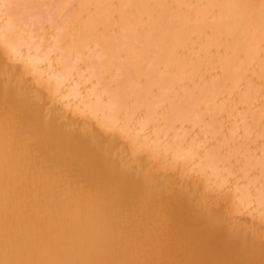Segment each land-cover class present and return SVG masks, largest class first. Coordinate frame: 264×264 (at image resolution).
Here are the masks:
<instances>
[{
	"label": "bare ground",
	"instance_id": "obj_1",
	"mask_svg": "<svg viewBox=\"0 0 264 264\" xmlns=\"http://www.w3.org/2000/svg\"><path fill=\"white\" fill-rule=\"evenodd\" d=\"M79 1L62 25L65 52L82 54L97 41L103 63H115L111 71L97 68L88 95L59 91L61 79L53 73L46 79L13 60L19 51L0 46V264H264V174L260 195H253L261 198L245 204L256 188L253 178L247 182L240 173L218 186L222 172H210L214 164L203 173L200 165L180 163L182 157L179 165L169 162V153H156L153 136L147 142L131 130L142 119L127 113L136 110L129 105L135 99L148 114L167 110L168 125L193 104L206 112L213 105L211 117L194 113L201 122L218 121L222 104L239 99L230 89L243 85V92L261 98L259 117L264 0ZM3 25L0 40L7 42ZM188 136L194 152L201 139ZM231 140L209 151L223 161L246 144Z\"/></svg>",
	"mask_w": 264,
	"mask_h": 264
},
{
	"label": "rangeland",
	"instance_id": "obj_2",
	"mask_svg": "<svg viewBox=\"0 0 264 264\" xmlns=\"http://www.w3.org/2000/svg\"><path fill=\"white\" fill-rule=\"evenodd\" d=\"M16 4L17 5L19 4L20 7L19 6L17 7ZM74 4L77 7H79L80 1L79 0H68L67 4L60 5L58 3V1H56V0H0V24L1 25L4 24L3 26L4 27L6 26L5 27L6 30H9L8 31L7 42H9L11 44V45L8 46L9 43H7V42H5L3 40H0V46H2L3 48L4 47H8L7 49H13V50H11V51H13L12 53H16L15 51H19L20 54L18 55V57L16 59L15 58L13 59V57L10 58V59H13V60L17 61L18 63L20 62L19 64H21V65H24L26 63L25 65L27 67L29 66L30 69L34 68V69H37L39 71L45 72L46 79H47L48 76L51 77L50 75L53 73L52 74L53 78H55V76H56L55 79H61L60 84H58V90L59 91L65 92V90L67 89V92H65L66 94L70 93V92H76L75 93V97H79V96H82L83 94L88 95V94H86L87 93L86 91L88 89L87 86L88 85L91 86V84L93 83L94 79H96L100 75V74L98 75V73L96 72L97 68H100V69H103V70L106 69L107 71H111V70H113L112 69L114 67L113 64H115V63L114 62H110L108 65L103 63L104 62L103 60L105 59V56L100 53L101 50H99L97 45H96L97 41L93 42L95 44L90 43L89 45H87V47H86V49H88L87 51H86V49L83 50V53H85L87 56L85 54H83V53L82 54L74 53L73 55H70V54L68 55L65 52L66 51L65 49H66V46H67L68 43L64 39V35L66 34V32H65V30H64L62 25H64V22H67V20H70V18H71L70 16L75 14V11H76L77 7L75 6V8H74ZM14 8H17V9H14ZM72 9L74 10V12H72L73 11ZM10 10H12V11H10ZM7 11H9V13L11 15ZM9 15H10V17H13V18H9ZM6 17H8V18H6ZM7 23H9L10 25H8ZM16 23H18V24H16ZM5 24H7L8 26L5 25ZM23 52H24L25 55H23ZM9 54L12 55L11 53H9ZM97 54H98V56L99 55L100 56L98 57ZM79 56H80V58H79ZM9 57H11V56H9ZM83 57L85 58V61H84ZM91 57H93L94 60ZM96 58L100 59V60L99 61L98 60L95 61ZM19 59H21V60H19ZM24 59H25V62H24ZM32 59H34V60H32ZM88 59L90 61H88ZM30 61H32L33 63L30 62ZM86 62H87V64H86ZM76 63H77V65H76ZM99 63H100V65H101V63L103 65L99 66ZM93 65H95L96 67H94ZM60 67H63V68H60ZM84 67H86V68H84ZM91 67H92V69H90ZM48 68H50V69H48ZM47 69H48V71H46ZM82 69L85 70L86 74H87V71H88L87 76H86L85 73H83ZM72 71H74V72H72ZM71 72H72V74H71ZM82 73H83V75H82ZM95 73L98 76L94 75ZM203 73H204V70L202 69V72L196 73L195 76L191 74L190 75L191 77H188V79L185 78L184 80L188 81L190 78H194V77L197 78V77L200 76V74L202 75ZM79 78H83L82 79L83 82H84V79H85V83L81 82L82 80L81 79L79 80ZM76 83H78V84H76ZM97 86H100V85L97 84ZM235 86L236 87H233V89L231 88L230 91L231 90L232 91L235 90V92H238L239 93V95H238L239 99H238V101L236 103L232 102V103L228 104L226 102L224 105L222 104V106L220 107V108H222V110L221 109L218 110V113H219L218 114L219 115L218 116V118H219L218 121H211V118H210V119H206V120L202 119L204 122H201L200 121L201 118H199V120H198V118H196L197 116H195L196 113H194V112H196L198 110L199 111V114H198L199 116H204L205 117L206 116L205 113H206V114H208V116L210 115V117H211L214 114V112H215L214 111L215 107L213 105H210V107H213V108L209 107L211 110L208 109L207 112H206V110L204 111V109L202 110V108L200 110L199 107H197L196 105L193 104V105L190 106V109H191L190 112H182L181 114H179L180 116H178V119L174 122V124L173 123H171V124L169 123L168 124L169 127L163 121L164 118L166 117V116L164 117V115L167 114V110L166 111L163 110L164 113H165L163 115V113H161V111H159L158 110L159 108H158L156 110L157 113L153 112V114H152V112H150L151 113V115H150V113L148 114L149 111H148L147 107H144L145 106L144 103L141 104L138 101H136L135 99H132L131 100L132 102L129 101L130 102L129 105H131V104H132V106L136 105L135 106L136 110L135 111H131V112H133V114L130 113V112H127V113L130 114L132 116V118L137 116V117L142 119V121H139L137 123V125H134V126L131 125V130H136L138 132V134L142 133L143 135L141 137H144V135H145L146 137H144V140H146L147 142L149 141L147 139H150V137L153 136V139L150 140L153 143V145H154L153 141L157 142L160 145L159 146L157 143H155V147L154 148L157 147V149L159 151V152L156 151V153H158V154L160 152L161 153L162 152L163 153H167V154L169 153L170 154L169 162L171 161V163H174L175 165H179V162L183 163V162H186V160H187V163L190 164L191 166L193 165V167L194 166H198V165L201 166V164H202L201 167L199 166L200 170H201V168H202V170L203 169L205 170L204 167H206L208 169L209 168L211 169L213 167V164H214L215 166L211 169L210 172H212V170H213L214 174H216L218 171H219L218 172L219 174H220V172L224 173V174L221 173L219 175V177H218V178H222L221 179L222 183H218V186L219 185L222 186L221 184H227L228 182H235L234 178L236 176H238V174L241 175L240 173L243 174L242 177H244L243 179L246 180L247 182L249 180L252 181L251 178H253V181L252 182L250 181V182L253 183L256 188L254 187L255 188L254 190L249 191L248 192L249 194L246 195L247 199L243 200L245 204L247 202L251 204V202L253 203L255 200H257V199L259 200V198H261V196H257L256 195V197H255L253 195L256 194V192L260 195L261 191H259L257 188H259V189L261 188L259 186L260 185L262 186V184H260V183H262V179H261V177H259V174L260 175L264 174V172H263V169H264V162H263L264 158H262L264 156V127L262 125L264 123V119H263L264 118V112L259 113V117H258L257 108H258L259 104L261 103L260 102L261 98H259L258 96L250 97L249 94H246L245 92H243L242 91L243 90V85L242 86L241 85H239V86L235 85ZM62 87H66V88H62ZM80 87H82V88H80ZM63 89H65V90H63ZM220 92H221L220 96H224L225 92H223V91H220ZM246 97L248 99H245ZM242 98H244V99H242ZM246 100L247 101L249 100V101L247 102ZM243 101H244V103H243ZM100 103H101V101L98 102L97 105H100V107H101L103 104H100ZM256 103H258V104H256ZM93 104L96 105L95 102ZM161 104H163V102ZM236 104H237V106H236ZM89 105H92V102L89 103ZM129 105H127V107H129ZM225 105H226V107H225ZM97 107H95L94 109H96ZM92 108H93V106H92ZM142 108H144V109H142ZM254 109H255V111H254ZM245 110L248 111V113H249L248 115L245 114V113H244L245 115L242 114ZM145 111L147 112V114H146ZM221 112L224 115H222ZM224 112H226V113H224ZM235 113H236V115L238 114V116H236ZM159 114H161V115H159ZM149 115L151 117H149ZM154 115H157V116H154ZM221 115H222L223 119H222ZM253 116L254 117H258V119L257 118H252ZM192 117H193V119H192ZM185 118H186L187 121L185 120ZM240 118H241V120H239ZM229 119H230V121H228ZM246 119H247V121H246ZM253 119H254V121L255 120L256 121L254 122ZM260 119L263 120V122H260L261 121ZM234 120H236L238 122H236ZM257 120H258V122H257ZM251 121H253V122H251ZM189 122H191V123H189ZM199 123H203V124L205 123V124L204 125L203 124L200 125ZM163 124H164V127H163ZM175 124L177 126L176 128L173 126ZM255 124H256V128H255ZM170 125H172V127ZM155 126L157 128H159V130ZM216 126H218V127L222 126V127H220L219 129H216ZM165 128H167V129H165ZM172 129H173L174 132L172 131ZM199 129H203V131L199 130ZM213 129L215 130V132L213 131ZM181 130L182 131L184 130V131L182 132ZM218 130H219V133L216 132ZM247 130H249V131H247ZM157 131L159 132V134H158ZM187 132L190 134V136L192 134L193 137L197 136V138H200L201 140H203V141L200 140L199 142H196L199 146L197 144L195 145L194 152L193 151L189 152L190 148H188V147H190V146H188V145H191V144L189 143L190 142L189 139H186V137H184V136H188L189 135ZM243 132L245 134H243ZM157 134L158 135L161 134V135L158 136ZM259 134L261 135L260 137H259ZM213 135L214 136L216 135V137H214V140H213V137H211ZM241 135H243V136H241ZM191 137H189V138H191ZM217 137H219L220 140L223 137L224 140L222 139V141H224L225 143H227V141H229V139L231 140V138L228 139V137H233L234 140H231L230 144L231 143L240 142L241 140L244 141L246 144H244L245 146L243 147V149L241 148L239 150H235V149L233 151L231 150L232 152L230 151V154L227 155V157L223 159V161H224L223 162L222 160H217L215 158V154H212L209 151L211 145H213L215 143H218L219 139H217ZM249 137H250V139H249ZM209 140L210 141L212 140L214 143L213 142L210 143ZM222 141H219V144ZM233 141H235V142H233ZM254 141L256 142L255 143L256 146L253 145ZM259 141H260V143H259ZM179 143H180V145H179ZM161 144H162V146H161ZM169 144H170V146H169ZM207 144H209V145H207ZM250 144H251V146H250ZM165 145H167V146H165ZM171 145H173V146H171ZM158 147H161V148H158ZM203 147H206V148H203ZM164 148H166V149H164ZM180 148L183 149V151ZM205 149H208V150H205ZM249 150H251V151H249ZM256 150L258 151V153H256L257 152ZM175 151H177V155H176ZM185 151H186V153H185ZM239 152H241V153H239ZM193 154H194V156H193ZM206 154H208V155L206 156ZM190 155H192V156H190ZM197 155L198 156L200 155V156L197 157ZM184 156H185V158H184ZM228 156H230V157H228ZM251 156H252V158H251ZM259 156H261V157H259ZM180 157H182L184 161L182 159H180ZM201 158H202V160H201ZM233 158L235 160L237 159L236 160L237 162L236 161H232V160H234ZM238 158H240V159H238ZM178 159H180L181 161L179 160V162H178ZM215 159L217 160L216 162H215ZM248 159H251V161H249ZM188 160L191 161V162H188ZM208 160L212 164L208 163ZM238 160H240V161H238ZM192 162L196 163L197 165L193 164ZM219 163L220 164L222 163L221 167H220ZM240 163H242L243 166ZM236 165H237V168H235ZM255 165H257V166H255ZM217 166H219V167L217 168ZM246 166H248L247 167L248 170L246 169ZM215 168H216V170L214 171ZM208 169L206 170V172L208 171ZM241 169H242V171H241ZM204 170L201 171V172L204 173ZM258 170H260V171H258ZM248 172L250 174H248ZM255 172H257V173L255 174ZM244 173H246V174H244ZM251 174H253V175H251ZM250 175H251V177H250ZM254 175H257V177L254 176ZM236 179H237V177H236ZM241 179L242 178H239L238 180H240V182L244 181L243 179L242 180ZM255 183H257L258 185L255 184ZM231 188L235 189L236 187L234 188L232 186ZM249 197H251L252 199H249Z\"/></svg>",
	"mask_w": 264,
	"mask_h": 264
}]
</instances>
